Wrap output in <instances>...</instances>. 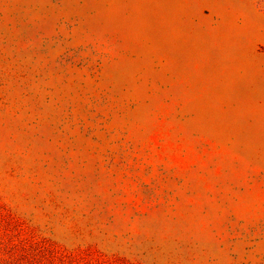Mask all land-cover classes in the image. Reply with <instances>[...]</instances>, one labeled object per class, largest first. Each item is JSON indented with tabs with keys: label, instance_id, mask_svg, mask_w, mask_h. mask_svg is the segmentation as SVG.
Here are the masks:
<instances>
[{
	"label": "rangeland",
	"instance_id": "374dc122",
	"mask_svg": "<svg viewBox=\"0 0 264 264\" xmlns=\"http://www.w3.org/2000/svg\"><path fill=\"white\" fill-rule=\"evenodd\" d=\"M0 264H264V0H0Z\"/></svg>",
	"mask_w": 264,
	"mask_h": 264
}]
</instances>
